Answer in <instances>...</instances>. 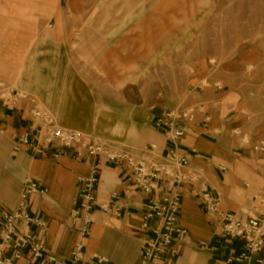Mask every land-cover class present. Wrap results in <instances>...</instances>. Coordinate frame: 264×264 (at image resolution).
Masks as SVG:
<instances>
[{
    "label": "crops",
    "instance_id": "obj_1",
    "mask_svg": "<svg viewBox=\"0 0 264 264\" xmlns=\"http://www.w3.org/2000/svg\"><path fill=\"white\" fill-rule=\"evenodd\" d=\"M197 1L0 0L1 30L6 32L1 36L0 64L10 65L11 82H6L29 94L59 126L134 151L154 144L159 156L175 145L189 161L186 171L197 174L217 197L219 210L247 214L252 196L264 197V155L240 147L230 119L213 114L218 108L213 109L207 98L211 88L216 91L213 83H208L203 97L197 89L189 92L194 113L185 123V135L174 143L153 127L154 120L171 108L135 103L125 95V81L148 79V65L163 64L164 47L178 32L180 18L189 15ZM8 39L10 44L5 42ZM25 39L31 40L29 46ZM29 109L26 102L15 108L0 104V220L15 207L24 179L32 177L47 193L32 196L27 209L47 221L43 241L50 254L67 260L74 244L82 241L85 257L137 264L143 205L159 197L165 184L146 195L132 185L125 168L100 161L92 225L81 239L70 214L77 178L88 175L91 160L77 159L70 152L56 160L27 150L14 152L12 138L35 129ZM179 192L178 222L187 236L169 264H212L215 255L200 243L216 244V220L203 209L197 185L183 184ZM101 205L108 210L102 211ZM115 209L119 217L114 216ZM222 244L224 254L238 250L231 241ZM262 258L264 264V252Z\"/></svg>",
    "mask_w": 264,
    "mask_h": 264
},
{
    "label": "built area",
    "instance_id": "obj_2",
    "mask_svg": "<svg viewBox=\"0 0 264 264\" xmlns=\"http://www.w3.org/2000/svg\"><path fill=\"white\" fill-rule=\"evenodd\" d=\"M201 86L207 87V80H203ZM213 87L217 91L222 89L217 82L213 83ZM24 102L30 104L29 117L34 122L35 129L33 133L12 138L14 152L27 150L33 156L53 160L62 153L70 152L77 159L91 160L88 175L77 178L70 214L71 224L81 239L87 237L91 229L92 213L96 207L94 192L99 180V162L104 161L129 171L132 185L146 195L157 193L160 183L165 184L159 197L148 199L143 205L138 233L140 254L137 264H169V260L178 255V245L187 236V230L178 222L181 205L179 187L183 184L197 185L203 209L216 220V244L200 243L201 248L215 255L212 264H262L263 196H252L253 205L247 214L238 215L219 210L217 197L210 193L197 174L186 171L189 161L178 152L175 145L164 156H159L154 144L134 151L124 145L65 129L56 123L49 112L39 108L29 94L0 79L2 106L15 108ZM197 110L200 111L201 108ZM193 113V107L169 109L154 120L153 127L174 143L185 135V123L191 119ZM231 133L238 136L240 147H249L255 153H264V139L250 140L238 128L232 129ZM46 193V188L36 179H24L15 207L1 216L0 264H20L22 261L26 264H111L104 256L85 257L82 241L74 244L67 260L46 250L43 236L47 221L30 214L27 209L32 196H43ZM115 198L116 193H112L111 199ZM100 209L106 212L108 206L101 205ZM114 216H120L118 209H115ZM222 241H231L238 250L224 254Z\"/></svg>",
    "mask_w": 264,
    "mask_h": 264
},
{
    "label": "rangeland",
    "instance_id": "obj_3",
    "mask_svg": "<svg viewBox=\"0 0 264 264\" xmlns=\"http://www.w3.org/2000/svg\"><path fill=\"white\" fill-rule=\"evenodd\" d=\"M188 12L163 49V64H149L148 79L125 81L126 98L156 108L186 109L195 104L189 92L197 89L203 97L206 87L201 83L207 79L222 87L208 92L213 109L218 108L213 114L226 115L230 127L250 140L264 139V0H198ZM3 20L0 46L6 33ZM27 40L25 46L30 45ZM0 78L11 82L10 65L0 64Z\"/></svg>",
    "mask_w": 264,
    "mask_h": 264
}]
</instances>
